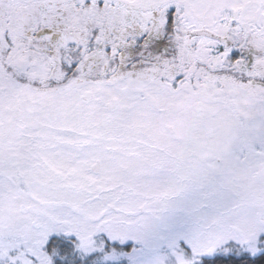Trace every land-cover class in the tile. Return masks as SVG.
I'll return each mask as SVG.
<instances>
[{
	"label": "snow or ice",
	"instance_id": "1",
	"mask_svg": "<svg viewBox=\"0 0 264 264\" xmlns=\"http://www.w3.org/2000/svg\"><path fill=\"white\" fill-rule=\"evenodd\" d=\"M0 264H264V0H0Z\"/></svg>",
	"mask_w": 264,
	"mask_h": 264
}]
</instances>
